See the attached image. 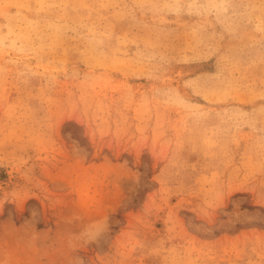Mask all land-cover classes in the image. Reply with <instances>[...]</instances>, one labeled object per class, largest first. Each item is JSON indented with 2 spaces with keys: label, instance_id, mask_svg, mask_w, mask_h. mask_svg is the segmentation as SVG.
I'll list each match as a JSON object with an SVG mask.
<instances>
[{
  "label": "rangeland",
  "instance_id": "rangeland-1",
  "mask_svg": "<svg viewBox=\"0 0 264 264\" xmlns=\"http://www.w3.org/2000/svg\"><path fill=\"white\" fill-rule=\"evenodd\" d=\"M0 264H264V0H0Z\"/></svg>",
  "mask_w": 264,
  "mask_h": 264
}]
</instances>
